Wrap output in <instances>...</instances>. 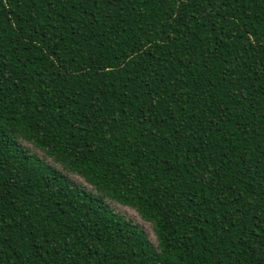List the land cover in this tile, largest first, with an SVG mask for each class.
Returning a JSON list of instances; mask_svg holds the SVG:
<instances>
[{
  "label": "trees",
  "instance_id": "1",
  "mask_svg": "<svg viewBox=\"0 0 264 264\" xmlns=\"http://www.w3.org/2000/svg\"><path fill=\"white\" fill-rule=\"evenodd\" d=\"M0 137V264H264V0H0Z\"/></svg>",
  "mask_w": 264,
  "mask_h": 264
},
{
  "label": "rangeland",
  "instance_id": "2",
  "mask_svg": "<svg viewBox=\"0 0 264 264\" xmlns=\"http://www.w3.org/2000/svg\"><path fill=\"white\" fill-rule=\"evenodd\" d=\"M19 142L23 145L25 149L29 153H31L34 156L40 157L43 159L47 164H51L55 168L61 170L71 181H73L75 184L79 185L80 187L86 189L90 193H97L95 188L86 182V180L73 172H69L63 168V166L60 163H56L53 161V159L46 154L43 150L36 147L33 143L24 140L22 138H19ZM107 203L110 205V207L117 213L124 216L126 219L130 220L134 224H137L147 235L149 241L155 246H158V240L157 235L154 229V225L152 222L145 220L141 214L133 207L123 205L115 200H112L108 197H106Z\"/></svg>",
  "mask_w": 264,
  "mask_h": 264
},
{
  "label": "snow or ice",
  "instance_id": "3",
  "mask_svg": "<svg viewBox=\"0 0 264 264\" xmlns=\"http://www.w3.org/2000/svg\"><path fill=\"white\" fill-rule=\"evenodd\" d=\"M6 141L4 140L3 137H0V146H2Z\"/></svg>",
  "mask_w": 264,
  "mask_h": 264
}]
</instances>
